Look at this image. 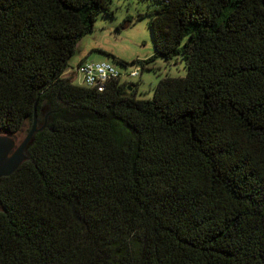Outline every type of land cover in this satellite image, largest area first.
I'll list each match as a JSON object with an SVG mask.
<instances>
[{
	"label": "trees",
	"instance_id": "1",
	"mask_svg": "<svg viewBox=\"0 0 264 264\" xmlns=\"http://www.w3.org/2000/svg\"><path fill=\"white\" fill-rule=\"evenodd\" d=\"M148 1L152 56L108 55L185 75L137 99L64 75L109 0H0V134L41 127L0 177V264H264V0Z\"/></svg>",
	"mask_w": 264,
	"mask_h": 264
},
{
	"label": "rangeland",
	"instance_id": "2",
	"mask_svg": "<svg viewBox=\"0 0 264 264\" xmlns=\"http://www.w3.org/2000/svg\"><path fill=\"white\" fill-rule=\"evenodd\" d=\"M108 8L112 15L98 13L92 31L81 36L76 49L67 59L64 75L71 76V82L75 85H81L80 77L74 72L80 62H103L123 72L125 69H132L134 65L122 66L109 55L130 62L148 59L153 54L148 14H145L153 8V4L148 0H109ZM125 18H129V22L119 26ZM184 75V61L178 55L169 61L155 56L152 61L145 63V67L139 69L136 77H122L121 81L132 84L135 98L149 99L152 97L154 85L161 78H181ZM16 136L18 144L24 138L25 132L22 131Z\"/></svg>",
	"mask_w": 264,
	"mask_h": 264
},
{
	"label": "built area",
	"instance_id": "3",
	"mask_svg": "<svg viewBox=\"0 0 264 264\" xmlns=\"http://www.w3.org/2000/svg\"><path fill=\"white\" fill-rule=\"evenodd\" d=\"M74 72L80 77L83 87L102 92L107 81L112 79L121 80L122 77H136L139 73V67L135 65L132 69H125L123 72H119L107 63L80 62L75 67Z\"/></svg>",
	"mask_w": 264,
	"mask_h": 264
},
{
	"label": "water",
	"instance_id": "4",
	"mask_svg": "<svg viewBox=\"0 0 264 264\" xmlns=\"http://www.w3.org/2000/svg\"><path fill=\"white\" fill-rule=\"evenodd\" d=\"M36 126L35 116L33 115L31 126H29L24 138L18 144H16L17 136L15 134H0V177H6L13 173L24 160V151L31 141L33 133L41 129V127L37 128Z\"/></svg>",
	"mask_w": 264,
	"mask_h": 264
}]
</instances>
